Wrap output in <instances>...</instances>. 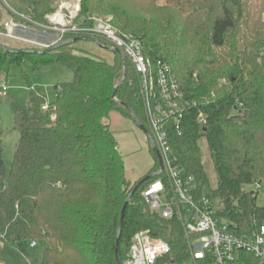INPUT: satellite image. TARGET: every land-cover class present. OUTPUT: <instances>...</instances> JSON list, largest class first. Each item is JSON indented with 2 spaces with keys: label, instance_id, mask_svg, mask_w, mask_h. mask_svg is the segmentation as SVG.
I'll use <instances>...</instances> for the list:
<instances>
[{
  "label": "trees",
  "instance_id": "trees-1",
  "mask_svg": "<svg viewBox=\"0 0 264 264\" xmlns=\"http://www.w3.org/2000/svg\"><path fill=\"white\" fill-rule=\"evenodd\" d=\"M6 1L8 12L17 18L22 14L28 24H48L46 15L60 2ZM263 13L264 0H81L74 20L91 27L96 16H112L119 36L138 40L154 66L170 67L181 93L180 113L167 125L174 161L185 177L195 178L196 195L211 198L217 216L237 234H251L264 223V205L258 203L264 188ZM80 36L85 34L66 32L50 47L31 53L0 43V72L8 63L27 59L36 70L63 63L75 75L56 85L52 102L34 89L25 105L10 97L19 139L8 170L0 130V264H7L1 258L2 240L13 246L46 241L40 264H126L141 230L171 244L159 264L186 261L188 238L181 221L163 219L143 195L162 175L145 180L130 195L159 169L155 152L149 148L155 168L129 180L109 123L111 112L119 111L147 127L141 75L121 51H115L113 63L74 52ZM202 139L216 186L202 161Z\"/></svg>",
  "mask_w": 264,
  "mask_h": 264
},
{
  "label": "built area",
  "instance_id": "built-area-1",
  "mask_svg": "<svg viewBox=\"0 0 264 264\" xmlns=\"http://www.w3.org/2000/svg\"><path fill=\"white\" fill-rule=\"evenodd\" d=\"M1 3L10 16L0 24V43L5 46H11V41H20L30 43L35 48H48L69 31L91 37L102 36L112 44L111 47L118 48L141 75L149 130L164 164L163 172L158 175L162 177L152 181L144 189L143 195L150 208L163 219L178 218L181 221L188 238L187 251L190 255L188 260L180 263L164 261L161 264H264V223L251 234L233 232L229 223L217 216L214 201L207 196L196 195L195 178L185 177L174 161L167 125L171 116L180 113L181 93L167 64L159 62L154 66L151 59L144 55L141 43L119 36L110 19L96 18L91 27L74 23L81 9V0H60L58 8L46 15L48 24H28L22 20L25 18L22 14H16L19 16L17 18L8 12L11 8L6 0ZM30 31L39 35L55 31L58 34H51L53 41L49 43L28 37L26 32ZM8 94L9 86L1 81L0 95L7 97ZM178 115L175 119L177 128L181 122V115ZM52 118L55 119V115ZM202 119L201 114L199 120ZM36 245V241L31 242V246ZM170 252L171 244L167 240L151 235L149 230H141L134 235L126 264H159Z\"/></svg>",
  "mask_w": 264,
  "mask_h": 264
},
{
  "label": "rangeland",
  "instance_id": "rangeland-1",
  "mask_svg": "<svg viewBox=\"0 0 264 264\" xmlns=\"http://www.w3.org/2000/svg\"><path fill=\"white\" fill-rule=\"evenodd\" d=\"M164 1L158 0V3L162 4ZM1 2L2 0H0V9L3 12L0 14V24L10 18L9 14L2 8L3 6L1 7L3 5ZM259 3L261 4V2ZM96 18L112 20V16L109 15H98ZM262 19L264 21V13L262 14ZM51 34L57 35L58 33L55 31ZM51 34L39 35L33 31L26 32V35L30 38H37L49 43L53 41V35ZM9 43L12 47L16 48H35L30 43L20 41H11ZM74 48V52L78 54L107 60L109 63H113L116 58L115 51L105 49L91 39L75 41ZM74 77L73 70L66 64L54 63L40 70H36L32 62L27 59L21 64L8 63L0 72V82H6L10 90L9 96L4 97L0 95L1 142L4 149V160L8 170L13 161L15 146L19 139V132L15 129V118L10 106V97L25 105L28 100L29 89H34L38 94L44 95L48 101L52 102L57 96L56 85L58 83L72 81ZM109 123L119 142L120 152L126 168V175L129 180L135 181L155 168L156 160L149 149L148 138L131 118L123 116L119 111H113L109 117ZM147 127L150 129L148 115ZM200 145L205 170L210 177L212 185L216 186L215 168L204 139L200 141ZM247 189L250 188L247 187ZM258 203L264 205V188H260ZM45 246H47L46 241H38L36 246H31L30 241L13 246L2 240L1 258L7 264H40Z\"/></svg>",
  "mask_w": 264,
  "mask_h": 264
},
{
  "label": "water",
  "instance_id": "water-1",
  "mask_svg": "<svg viewBox=\"0 0 264 264\" xmlns=\"http://www.w3.org/2000/svg\"><path fill=\"white\" fill-rule=\"evenodd\" d=\"M90 38L91 40L97 42L101 47L105 48V49H109V50H113V51H116V52H119L120 50L118 48H114V47H111V46H107V45H104L102 44L96 37H88V36H80L78 38H76V40H80V39H88ZM15 52H23V53H31V52H40L39 50H34V49H17V50H14ZM47 51V50H44V52ZM43 52V51H42ZM124 63H125V69L127 68V65H126V58H124ZM126 78V72H125V75L123 77V80ZM122 80V81H123ZM122 81L120 82V84L122 83ZM115 92H116V89L114 90V93H113V100H116L115 99ZM123 105H125L127 108H129L132 112V109L130 108L129 105L125 104L124 102H122ZM135 116V115H134ZM136 123L137 125L139 126V128L146 134L147 138H148V141H149V145L150 147L152 148V150L155 152L157 158H158V163H159V169L157 171H155L154 173L150 174V175H147L145 176L142 180H140V182H138L135 187L133 188L132 192L130 193V195L139 187V185L141 183H143L145 180L149 179L150 177H154V176H157L159 174H161L164 170V164H163V159H162V156H161V153H160V150L159 148L157 147L156 143H155V140L150 132V130L140 121V119H138L136 116ZM127 201L125 202L123 208H122V211H121V219H120V226H119V231H118V236H117V240H116V243H115V249H116V254H117V247H118V241H119V237H120V234H121V227H122V223H123V216H124V210H125V207H126V204H127ZM118 259V258H117ZM119 264H122L119 262Z\"/></svg>",
  "mask_w": 264,
  "mask_h": 264
}]
</instances>
